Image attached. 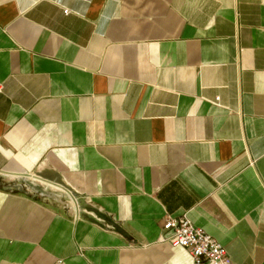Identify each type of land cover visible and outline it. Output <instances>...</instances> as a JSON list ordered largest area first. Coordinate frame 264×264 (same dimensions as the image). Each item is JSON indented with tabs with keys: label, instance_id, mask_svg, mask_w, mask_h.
Listing matches in <instances>:
<instances>
[{
	"label": "crops",
	"instance_id": "1",
	"mask_svg": "<svg viewBox=\"0 0 264 264\" xmlns=\"http://www.w3.org/2000/svg\"><path fill=\"white\" fill-rule=\"evenodd\" d=\"M167 216L264 264V0H0V264H193Z\"/></svg>",
	"mask_w": 264,
	"mask_h": 264
},
{
	"label": "built area",
	"instance_id": "2",
	"mask_svg": "<svg viewBox=\"0 0 264 264\" xmlns=\"http://www.w3.org/2000/svg\"><path fill=\"white\" fill-rule=\"evenodd\" d=\"M68 14L69 11H64ZM163 240L186 250L193 264H230L228 251L203 228L195 226L187 216H167Z\"/></svg>",
	"mask_w": 264,
	"mask_h": 264
},
{
	"label": "rangeland",
	"instance_id": "3",
	"mask_svg": "<svg viewBox=\"0 0 264 264\" xmlns=\"http://www.w3.org/2000/svg\"><path fill=\"white\" fill-rule=\"evenodd\" d=\"M25 183H28V185H31V189L27 190V192L30 193L31 196H33L36 199H45V198H49V196H45V195H49L51 192L46 191L45 188L43 186H40L39 183L35 180H25Z\"/></svg>",
	"mask_w": 264,
	"mask_h": 264
},
{
	"label": "water",
	"instance_id": "4",
	"mask_svg": "<svg viewBox=\"0 0 264 264\" xmlns=\"http://www.w3.org/2000/svg\"><path fill=\"white\" fill-rule=\"evenodd\" d=\"M18 176H20V177H23V178H34V179H39V180H41L39 177H37V176H31V175H28V174H21V175H18Z\"/></svg>",
	"mask_w": 264,
	"mask_h": 264
},
{
	"label": "bare ground",
	"instance_id": "5",
	"mask_svg": "<svg viewBox=\"0 0 264 264\" xmlns=\"http://www.w3.org/2000/svg\"><path fill=\"white\" fill-rule=\"evenodd\" d=\"M12 178H13V177H12ZM12 178H11V179H12Z\"/></svg>",
	"mask_w": 264,
	"mask_h": 264
}]
</instances>
